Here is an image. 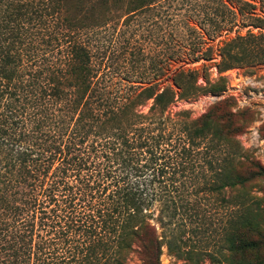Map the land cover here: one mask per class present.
Returning a JSON list of instances; mask_svg holds the SVG:
<instances>
[{
	"label": "trees",
	"instance_id": "16d2710c",
	"mask_svg": "<svg viewBox=\"0 0 264 264\" xmlns=\"http://www.w3.org/2000/svg\"><path fill=\"white\" fill-rule=\"evenodd\" d=\"M160 1L0 0V264H125L129 254L161 264L164 246L189 263L264 264L262 197L223 196L264 177L239 170L240 113L228 98L196 118L170 112L221 96L224 72L264 62V18L243 10L249 2L212 0L200 20L209 36L237 23L259 31L224 42L203 86L198 70L169 60L161 89L108 78L99 36ZM218 205L222 246L187 247Z\"/></svg>",
	"mask_w": 264,
	"mask_h": 264
},
{
	"label": "rangeland",
	"instance_id": "374dc122",
	"mask_svg": "<svg viewBox=\"0 0 264 264\" xmlns=\"http://www.w3.org/2000/svg\"><path fill=\"white\" fill-rule=\"evenodd\" d=\"M224 3L229 1L222 0ZM253 7H243L247 13L264 18V0H242ZM216 2V1H215ZM239 6V4L236 3ZM215 4L212 0H162L156 7L146 13L139 21L136 19L129 29L116 26L108 28L99 36V60L105 65L108 78L120 82L139 83L157 82L162 86L169 83L165 73L160 69L169 60L173 67L196 69L199 71L198 84L204 85L201 76L206 73L210 81L217 78L215 64L219 61L218 51L222 44L236 34L244 35L247 30L257 33L258 29L242 28L238 23L230 32L222 31L209 36L208 28L200 23L206 18L210 8ZM204 16V17H203ZM194 28L195 31H192ZM264 32V28L262 30ZM128 41V43H127ZM210 48V53L206 52ZM212 58L211 61L200 60L189 64L201 53ZM227 80V89L219 97L210 94L200 95L191 101H179L170 107V112L187 110L191 118L205 113L209 107L225 98L231 101L232 112L240 113L238 122L243 125L236 136L240 145L241 162L239 170L246 175L256 172L260 167L264 170V62H257L251 66H241L230 69L222 74ZM236 193L248 199L249 196L262 197L264 205V177L250 182L247 188L227 189L223 196L231 198ZM212 210L210 224L200 226L196 234L182 239L185 245L195 250L207 249L213 252L222 246L219 231L223 226L221 215L224 209L217 206ZM161 232V229H158ZM218 232V233H217ZM176 244H180L176 241ZM264 254V247L260 251ZM192 263L183 260L175 254L169 253L164 246L160 257L161 264H210L207 257L197 258ZM125 264L138 262L134 254L125 257Z\"/></svg>",
	"mask_w": 264,
	"mask_h": 264
}]
</instances>
